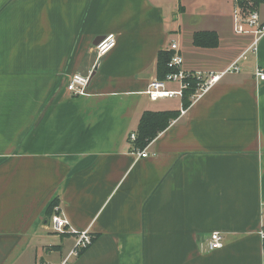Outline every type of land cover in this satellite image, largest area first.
Masks as SVG:
<instances>
[{
	"label": "crops",
	"instance_id": "1",
	"mask_svg": "<svg viewBox=\"0 0 264 264\" xmlns=\"http://www.w3.org/2000/svg\"><path fill=\"white\" fill-rule=\"evenodd\" d=\"M204 1L185 47L169 18L188 16V0H0V264L62 260L73 239L48 227L52 202L94 238L71 264H264V36L148 157L129 140L144 112L180 111L145 95L159 52L176 43L184 71L221 73L250 45L233 35L230 0ZM224 6L229 32L208 21ZM208 31L217 48L192 45ZM109 34L116 47L97 59ZM75 74L91 75L87 97L66 90ZM213 232L223 246L205 252Z\"/></svg>",
	"mask_w": 264,
	"mask_h": 264
},
{
	"label": "built area",
	"instance_id": "2",
	"mask_svg": "<svg viewBox=\"0 0 264 264\" xmlns=\"http://www.w3.org/2000/svg\"><path fill=\"white\" fill-rule=\"evenodd\" d=\"M232 12L233 32L236 36H248L251 38V43L248 48L243 51L238 59L230 66L224 69L221 73H204L199 71L186 72L182 69L183 57L180 54V48L176 43H173L168 48L171 53L170 60L167 63V68L170 70L164 80L153 79L147 85L145 95L151 102L177 100L181 102L183 92L189 89V82L193 81L195 85L194 94L189 98L191 104L195 100L202 97L215 84H217L227 74H239L240 63L248 59V54L255 55L257 50L258 40L264 36V21L261 20L260 14L257 11L254 0H230ZM116 47L115 37L113 34L105 35L100 42L95 46L97 59L104 57L107 53ZM254 74L258 82H264V70L259 67L254 68ZM90 76L75 74L70 76L66 85V90L72 97H87V87L90 82ZM186 109L182 107L179 111V116L185 113ZM136 139V134H131L129 140L133 143ZM137 158L148 157L146 149L135 151ZM54 211L47 222L48 227L53 234L63 236L68 234L72 237V246L67 250L65 256L58 264H71V261L80 256L93 242V237L89 229L75 231L67 222V219L61 214L58 207L53 208ZM261 239L264 242V228L259 231ZM224 238L220 233L213 232L203 242L200 243V248L205 252H214L223 246ZM264 248V245H263ZM41 264V263H37ZM52 264V263H50Z\"/></svg>",
	"mask_w": 264,
	"mask_h": 264
},
{
	"label": "trees",
	"instance_id": "3",
	"mask_svg": "<svg viewBox=\"0 0 264 264\" xmlns=\"http://www.w3.org/2000/svg\"><path fill=\"white\" fill-rule=\"evenodd\" d=\"M255 4H260L258 0H254ZM179 11L183 10L182 7L179 6ZM192 45L202 49L208 48H217L219 45L217 34L214 32H197L192 36ZM171 53L168 51L159 52L157 54V63H156V79L164 80L165 76L169 73V69L167 68V63L169 62ZM189 89L183 92V96L181 99L182 107L184 109H188L191 106V102L189 100L190 96L194 94L195 85L193 81L189 82ZM179 116L178 111H165V112H144L141 115V119L136 129V139L132 143V146L135 150H143L146 146L154 139L159 133L166 130L169 124L176 120ZM56 202H52L47 211V219L53 213V208L56 207Z\"/></svg>",
	"mask_w": 264,
	"mask_h": 264
},
{
	"label": "rangeland",
	"instance_id": "4",
	"mask_svg": "<svg viewBox=\"0 0 264 264\" xmlns=\"http://www.w3.org/2000/svg\"><path fill=\"white\" fill-rule=\"evenodd\" d=\"M225 2H226V0L224 1V5H225ZM209 4L211 6H213L212 3H209ZM205 5H206V1H204V0H200V1L188 0V2H186L184 4V7L187 9L188 16L184 15V13H182V12L177 13L176 15L178 16V19H177L178 22L175 20L176 15L170 16L169 25L172 27H175L176 25H180V27L182 28L180 38H181V43L183 46L186 47L187 43H188L187 39L189 38V35L191 32L190 30L192 29V26H193V16H194L193 14H195V11L198 7L205 6ZM259 6H260L259 11H260L261 15L263 16L264 15V4L260 3ZM215 7H216V5H215ZM219 7H222L221 2L219 3ZM182 9L184 10L183 7H182ZM183 10H181V11H183ZM221 12L223 15H220V14L211 15V17L208 18V21L210 24L216 23L215 25L218 24V26H219V24L221 26L224 25L225 30L227 32H229L231 26L229 25V19H227V15H226L227 13H225V6L222 8ZM228 18H229V16H228ZM233 35H234V32H233ZM176 38H175V40H176ZM237 38L245 39V36H238ZM56 207H58V206H56ZM63 236H65V234ZM63 236H60V238H63Z\"/></svg>",
	"mask_w": 264,
	"mask_h": 264
},
{
	"label": "water",
	"instance_id": "5",
	"mask_svg": "<svg viewBox=\"0 0 264 264\" xmlns=\"http://www.w3.org/2000/svg\"><path fill=\"white\" fill-rule=\"evenodd\" d=\"M258 1L264 4V0H258ZM101 40H102V38L98 39V40L96 41V44H97L98 42H100ZM96 44H95V45H96Z\"/></svg>",
	"mask_w": 264,
	"mask_h": 264
}]
</instances>
